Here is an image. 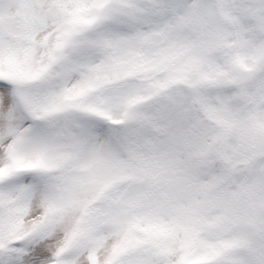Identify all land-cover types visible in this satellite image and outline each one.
I'll list each match as a JSON object with an SVG mask.
<instances>
[{
    "label": "snow or ice",
    "instance_id": "snow-or-ice-1",
    "mask_svg": "<svg viewBox=\"0 0 264 264\" xmlns=\"http://www.w3.org/2000/svg\"><path fill=\"white\" fill-rule=\"evenodd\" d=\"M0 264H264V0H0Z\"/></svg>",
    "mask_w": 264,
    "mask_h": 264
}]
</instances>
